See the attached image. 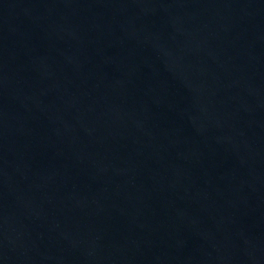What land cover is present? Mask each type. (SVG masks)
<instances>
[{"label":"water","instance_id":"1","mask_svg":"<svg viewBox=\"0 0 264 264\" xmlns=\"http://www.w3.org/2000/svg\"><path fill=\"white\" fill-rule=\"evenodd\" d=\"M0 264H264V0H0Z\"/></svg>","mask_w":264,"mask_h":264}]
</instances>
